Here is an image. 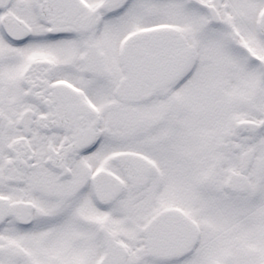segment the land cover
<instances>
[{
    "label": "snow or ice",
    "instance_id": "snow-or-ice-1",
    "mask_svg": "<svg viewBox=\"0 0 264 264\" xmlns=\"http://www.w3.org/2000/svg\"><path fill=\"white\" fill-rule=\"evenodd\" d=\"M0 264H264V0H0Z\"/></svg>",
    "mask_w": 264,
    "mask_h": 264
}]
</instances>
